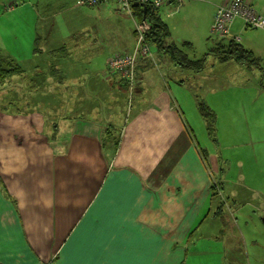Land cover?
I'll return each instance as SVG.
<instances>
[{
  "label": "crops",
  "instance_id": "crops-1",
  "mask_svg": "<svg viewBox=\"0 0 264 264\" xmlns=\"http://www.w3.org/2000/svg\"><path fill=\"white\" fill-rule=\"evenodd\" d=\"M176 1L158 9L169 29L165 18L178 22L169 8ZM249 1L264 14V0ZM13 3L0 0V18L10 35L32 38H21L15 54L23 71L6 78L0 92V264H191L199 258L205 264L203 252L211 263L233 264L227 243L219 257L220 187H212L213 173L173 96L203 71L188 70L151 45L155 60H138L136 106L128 109L127 83L108 62L134 49V22L114 1L94 7L95 19L81 15L82 37L63 45L52 31L51 3L35 15L20 11L33 3L23 0L14 10ZM138 3L133 0L142 8ZM231 35L260 65L247 67L258 85L250 84L254 92L243 97L242 129L228 128L227 137L230 147L242 142L243 165L255 183L242 191L259 198L248 197L245 207L264 225V31L236 19ZM44 36L54 37L46 51ZM185 39L174 44L191 47ZM155 64L166 69L167 87ZM232 190L226 193L240 195Z\"/></svg>",
  "mask_w": 264,
  "mask_h": 264
},
{
  "label": "rangeland",
  "instance_id": "rangeland-1",
  "mask_svg": "<svg viewBox=\"0 0 264 264\" xmlns=\"http://www.w3.org/2000/svg\"><path fill=\"white\" fill-rule=\"evenodd\" d=\"M22 1L13 0V4H17V6L15 5L16 7L12 9L22 7L24 5ZM65 1L35 0V3H33V0H26L27 3L33 4H28L27 7L20 11H24L26 15H35V9H38L40 13L45 12L46 8L44 4L46 2L51 3L52 10L56 11V16L50 20L53 25L52 31L55 34V40L58 44L61 43L63 45L65 43L67 44V40L74 42L77 37H82L77 34L78 30L84 24L81 20V15L94 19L97 15V10L94 7L77 6L75 1L72 0H67L68 4L65 6ZM225 1L227 0H219L216 5H223ZM214 2L215 0H177L173 6H169L174 11L173 15L175 18H178V22L170 24L169 18H165L170 25V29L168 27L169 31H172V35L170 33L171 37L169 35L166 42L174 43L176 37L184 40H186L185 38H190L189 41L192 46L184 45L181 48L191 58L207 59L206 66L202 74H200L201 77L195 81L196 84H194V81H191L187 83L188 86H184L180 91L175 88L173 90V96H177L178 100L182 103L183 112L185 113L183 115L184 121L188 128L193 130L194 140L199 146L200 151H202L201 154L204 160L207 161L213 173V178L221 187L218 192L219 195L216 197L217 201L220 200L225 203L223 216L219 220V257H222L223 244L227 243L230 246L229 252L231 256L228 254V260L231 263V257L233 256V264H264V259L260 260V258L264 257V225L260 224L261 222L258 220V216L250 208L245 207L248 197L253 199L254 203H259V198L248 191H242L243 188L253 186L255 183L251 182L252 179L243 165L242 155L244 153V147L241 140L234 147H230L231 142L227 137L228 128L233 127L238 132L242 129L240 122L243 121L241 115V112H243V97L254 92L250 84L258 85V78L251 76V73L248 72L247 65L240 64L236 61H233L234 63H228L229 61L220 62L218 60L219 58L210 53L213 48H216L217 42L219 41V38L211 33L212 22L209 25V11L214 6ZM260 2L262 1L256 0L257 6L260 5ZM3 13L5 12L1 7L0 15L3 16ZM9 15H19V12L10 13ZM163 17L166 16L163 15ZM10 29L11 26L9 23H4V19L0 18V50L3 51H0V53L5 55V57H10L9 59L11 61L14 60V62L12 61L14 65L22 67L17 60L15 49L22 47L23 43L21 42V38L23 41H26L32 37L17 36L13 35V33L10 35ZM68 33L71 35H68ZM43 39L44 42L42 41L41 45L44 51H46V44L47 46L51 45L54 37L51 36L48 39L47 36H44ZM3 64L5 68H11L8 62L5 61ZM250 65L252 66V64ZM160 67L162 69H159V66H156L157 69H154L155 76L159 79V76H161L162 85L167 87L168 85L165 83V80L168 81L166 78V69L161 65ZM187 73L192 72L188 71ZM154 82L156 83L153 87L158 89L159 85L157 82L159 81ZM137 84V80L135 79L134 88L131 91L128 86L124 89V92L127 93L128 101L131 103L128 105V109H134L136 106L132 92ZM170 85L173 86L172 83ZM3 87L4 85L1 83L0 92L3 91ZM201 102L210 111L215 113L214 133H211L209 130L207 113L205 112L203 115L200 111ZM1 104L2 94H0V107ZM232 189H237L238 191L235 192H238L240 195L233 196L230 193L227 194L228 191H233ZM241 193H245V196H241ZM233 198L236 200V210L232 208ZM206 256L207 253L203 252L201 258L205 261V264H214L209 262ZM191 264L202 263L199 258L193 260Z\"/></svg>",
  "mask_w": 264,
  "mask_h": 264
},
{
  "label": "built area",
  "instance_id": "built-area-1",
  "mask_svg": "<svg viewBox=\"0 0 264 264\" xmlns=\"http://www.w3.org/2000/svg\"><path fill=\"white\" fill-rule=\"evenodd\" d=\"M114 1L120 12L126 13L133 19L135 45L131 52L115 54L108 62L109 71L126 81L130 91L134 88L137 62L139 59H154L147 34L152 28V23L146 17H137L133 8V0H78L79 6L96 7ZM169 0H138L154 9H160ZM236 19H241L247 27L262 29L264 31V14L257 11L249 0H229L227 4L219 5L213 16L211 33L219 39L231 38V25ZM238 37L234 39L237 40Z\"/></svg>",
  "mask_w": 264,
  "mask_h": 264
},
{
  "label": "trees",
  "instance_id": "trees-1",
  "mask_svg": "<svg viewBox=\"0 0 264 264\" xmlns=\"http://www.w3.org/2000/svg\"><path fill=\"white\" fill-rule=\"evenodd\" d=\"M136 14L140 17H146L149 19L152 23V28L147 34V39L150 45H153L157 51L167 53L173 61H175L178 65L188 69L193 70L194 72L200 73L204 70L207 59H198V60H192L188 57L186 52L181 49V47L175 45L174 43H168L166 42L167 38L170 35V31L168 29L167 24L162 20L161 15H159L158 9H154L151 6L147 7L146 12H144L143 7L133 6ZM8 10V7H6ZM215 13V12H214ZM187 43H183V45H186ZM210 53L212 55H215L220 62H226V61H236L240 64L247 65L250 68H260L258 58L255 56V54L242 46L240 43H238L234 39H220L217 42L216 48H213ZM10 57H5V55H2L0 53V84L8 77L13 76L15 73L22 72V68L18 65H14V60H10ZM8 62L11 66L8 68H5L4 62ZM13 63V64H12ZM252 64V66L250 65ZM200 111L204 115L206 112L208 115V127L211 133L215 132L214 128V121H215V113L209 110V108L204 105V103H200ZM211 117V121H210ZM212 187L216 188L220 187L219 183L217 181H214V185ZM221 188V187H220ZM220 207L219 212L221 213L223 211V208L221 205L223 204L222 201H220Z\"/></svg>",
  "mask_w": 264,
  "mask_h": 264
},
{
  "label": "water",
  "instance_id": "water-1",
  "mask_svg": "<svg viewBox=\"0 0 264 264\" xmlns=\"http://www.w3.org/2000/svg\"><path fill=\"white\" fill-rule=\"evenodd\" d=\"M140 6H142L143 7V9H144V12H146V10H147V5H144V4H142V3H138ZM137 5V4H136Z\"/></svg>",
  "mask_w": 264,
  "mask_h": 264
},
{
  "label": "clouds",
  "instance_id": "clouds-1",
  "mask_svg": "<svg viewBox=\"0 0 264 264\" xmlns=\"http://www.w3.org/2000/svg\"><path fill=\"white\" fill-rule=\"evenodd\" d=\"M224 39H227V38H224ZM232 39H234V38H232ZM220 40V39H219ZM235 40V39H234ZM237 41V40H236Z\"/></svg>",
  "mask_w": 264,
  "mask_h": 264
}]
</instances>
